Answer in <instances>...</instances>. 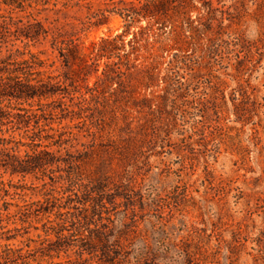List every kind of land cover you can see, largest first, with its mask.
Wrapping results in <instances>:
<instances>
[{
  "label": "rangeland",
  "instance_id": "rangeland-1",
  "mask_svg": "<svg viewBox=\"0 0 264 264\" xmlns=\"http://www.w3.org/2000/svg\"><path fill=\"white\" fill-rule=\"evenodd\" d=\"M206 2L192 13L205 34L159 37L143 22L126 35L141 61L166 58L161 78L173 62L182 85L151 110L133 101L164 96L163 85L145 91L137 78L81 108L78 92L94 78L84 82L49 41L25 47L0 32V61L32 53L46 64L44 79L59 78L48 100L0 97L11 116L0 127V182L9 191L0 194V255L4 246L26 252L44 243L51 257L34 254L31 264H264V0ZM86 15L54 25L70 31ZM124 32L119 17L92 27L80 56ZM14 158L23 174L7 169Z\"/></svg>",
  "mask_w": 264,
  "mask_h": 264
},
{
  "label": "trees",
  "instance_id": "trees-1",
  "mask_svg": "<svg viewBox=\"0 0 264 264\" xmlns=\"http://www.w3.org/2000/svg\"><path fill=\"white\" fill-rule=\"evenodd\" d=\"M207 0H4V7L0 6V32L16 35L17 41L29 47V43L50 42L52 49L59 52L61 58H64L66 67H76L75 74L81 76L84 82L91 78L95 79L92 88L86 87L84 93L78 92L81 108H87L99 97L104 99L107 95L112 96L118 91H122L123 86L129 83L133 78H137L140 86L146 90L159 88L161 85L164 96L156 92L151 93V98H143L141 101H133L135 108L152 109L153 103L162 98L167 102V95L181 89L174 83L175 65L173 62L168 64V73L161 78V68L166 64V58L162 61H156L155 57L152 63L143 61L138 55L139 50L135 47L133 41L125 43V37L132 28L139 27L143 22L148 25L153 23L162 33L159 37L172 36L173 34L182 35L186 40L192 39L193 34H205L209 27L199 28L192 20V13L198 11L196 2L202 3L205 8ZM1 4V3H0ZM86 11V22L81 23V27L72 25L71 30L65 28L67 25L58 26L61 16H68L69 13ZM4 12L5 14H2ZM24 14L23 18H14V14ZM112 17H119L124 22L125 32L114 38L108 37L93 46L91 58L86 59L80 56L79 41L81 34L91 29L99 27L109 22ZM27 20V22L24 21ZM57 23L56 25H54ZM15 28V32L13 29ZM141 31V30H140ZM29 60L18 63H8L0 61V97L13 98L16 100L29 101L36 97L42 99H51L55 96L48 90L56 88L59 83L58 77L48 76L43 70L46 67L38 55L29 53ZM101 64L103 69L100 72ZM37 76V79H32ZM36 82V86L32 85ZM116 86V89L114 88ZM243 100V96H242ZM167 104V103H166ZM158 106V105H157ZM264 107V105H263ZM160 108V107H158ZM238 108V107H237ZM238 114V113H237ZM8 109L0 105V127L5 121L10 119ZM239 120V119H238ZM16 161L7 163V169L10 168L12 175L23 174L21 171L22 163L16 158ZM13 159V160H14ZM17 162V164L15 163ZM10 189L15 190V196L20 188L10 185ZM9 194L6 185L0 182V194ZM2 198V197H0ZM20 210L25 207L18 206ZM26 210V209H25ZM50 235H47L49 237ZM48 242V240H46ZM30 248V247H29ZM47 251L51 254L54 249H46L44 243L41 248L33 251L24 249H12L10 246H4L3 254L0 258L7 263L12 264H31L30 257L34 254H44ZM42 255V257H51V255ZM36 262V261H34Z\"/></svg>",
  "mask_w": 264,
  "mask_h": 264
}]
</instances>
